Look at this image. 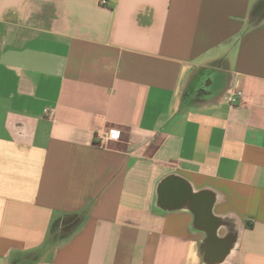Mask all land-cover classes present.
<instances>
[{"label":"crops","instance_id":"1","mask_svg":"<svg viewBox=\"0 0 264 264\" xmlns=\"http://www.w3.org/2000/svg\"><path fill=\"white\" fill-rule=\"evenodd\" d=\"M102 1L0 0V264H264V0Z\"/></svg>","mask_w":264,"mask_h":264},{"label":"built area","instance_id":"2","mask_svg":"<svg viewBox=\"0 0 264 264\" xmlns=\"http://www.w3.org/2000/svg\"><path fill=\"white\" fill-rule=\"evenodd\" d=\"M102 5H106L107 2L103 0L101 2ZM243 97V92L240 88H236L227 98L228 102L234 106L236 105L240 99ZM119 138V132L115 129H110L109 131L101 134L100 139L102 142H108L117 140Z\"/></svg>","mask_w":264,"mask_h":264}]
</instances>
